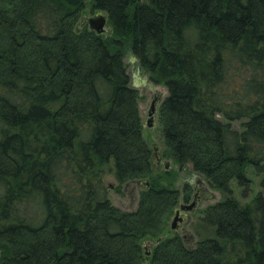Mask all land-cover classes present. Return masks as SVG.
<instances>
[{
    "label": "trees",
    "instance_id": "obj_1",
    "mask_svg": "<svg viewBox=\"0 0 264 264\" xmlns=\"http://www.w3.org/2000/svg\"><path fill=\"white\" fill-rule=\"evenodd\" d=\"M90 2L111 35L76 30L87 0H0V264H264V179L246 205L231 186L264 173V0ZM127 50L168 90L166 156L224 195L193 248L162 235L182 194L154 174ZM110 163L150 179L136 211L113 205Z\"/></svg>",
    "mask_w": 264,
    "mask_h": 264
},
{
    "label": "rangeland",
    "instance_id": "obj_2",
    "mask_svg": "<svg viewBox=\"0 0 264 264\" xmlns=\"http://www.w3.org/2000/svg\"><path fill=\"white\" fill-rule=\"evenodd\" d=\"M91 0H87L86 8L82 12L80 20L76 26V30L80 31L87 24H83L82 21L86 18L94 17L98 12V10L92 7L90 2ZM88 26V25H87ZM105 36H109L112 34L111 27L107 22L105 31L103 33ZM124 61L127 67V72L130 76L131 86L138 90L140 100H139V110L142 118L143 124V136L147 141L149 147L152 150V163L154 165L155 175L163 176L162 184L169 185L172 188H175L181 192V197L179 199V203L177 205L188 204L191 202L196 188H200L201 191V204L197 211L190 213V221L186 227V238L183 237L182 233L173 230L171 231V218L174 214V211L170 218L168 219L166 226L162 232L164 234L174 235L179 233L184 239L186 245L190 248H193L198 241L202 239L203 236L197 234V228L202 225V217L203 211L210 205L215 204L216 202L223 199L224 195L211 188L208 184L207 179L194 171L191 164H186L185 166L178 165L174 159L167 155V149L164 144L162 129L159 122V114L156 115V124L153 127H149L147 125L148 120V110L151 105V102L158 98V109L161 102L167 97L168 90L163 84H157L150 79L149 73L140 66L139 61L133 55L130 50L126 51V55L124 57ZM236 129L240 130V123H234L233 125ZM158 158H160L158 160ZM158 160V161H157ZM166 164H168V168H166ZM166 172H170V175H167ZM248 175L252 180L251 192L248 197H243L244 190L239 187L236 180H234L231 184L232 189L234 191V197L242 204L246 205L257 193L261 192V182L264 179V173H257L253 168H248ZM103 181L107 187L108 194L111 198V201L114 206L120 209L123 212H132L136 211L139 206L140 196L143 190L146 188V183L151 184L150 179L143 180H132L127 183L120 185L115 177V172L113 169V164L110 163L104 167L103 173ZM186 186H189L192 190V195L189 202H186L183 199V191ZM210 190L217 195L215 200H207L206 192ZM176 207V208H177ZM175 208V209H176ZM174 209V210H175ZM171 232V233H170ZM149 241L145 249L144 242ZM159 240L157 237L147 238L142 242L143 250H144V258L150 257L151 252L153 251V247L155 242ZM149 252L150 255L146 253ZM146 261V260H145Z\"/></svg>",
    "mask_w": 264,
    "mask_h": 264
},
{
    "label": "water",
    "instance_id": "obj_3",
    "mask_svg": "<svg viewBox=\"0 0 264 264\" xmlns=\"http://www.w3.org/2000/svg\"><path fill=\"white\" fill-rule=\"evenodd\" d=\"M108 22V16L106 13L100 11L98 12L94 17L91 18H86L82 21L83 24H87L89 30L95 31L97 34H103L106 28V24ZM158 103L159 99L156 98L151 102V105L148 110V120H147V125L149 127H153L156 124V115L158 113ZM160 158H158L159 160ZM157 160V161H158ZM168 164H166V168H168ZM146 185L148 186V183L145 182ZM206 194V199L207 200H215L217 198V195L214 192H211L210 190H207ZM201 191L200 188H196L195 194L188 204H183L178 206L174 210V214L171 218V231L176 230L180 233H182L183 237L186 238V227L189 224L190 221V213H193L197 211L200 207L201 200ZM160 240H157L155 242L158 243ZM150 243L148 240L144 242V247L146 249L147 244ZM154 244V245H155ZM147 255H150L149 252L146 253Z\"/></svg>",
    "mask_w": 264,
    "mask_h": 264
}]
</instances>
